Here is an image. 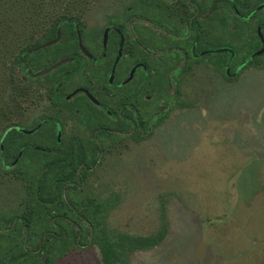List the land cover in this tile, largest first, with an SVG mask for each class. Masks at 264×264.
<instances>
[{
  "label": "rangeland",
  "instance_id": "1",
  "mask_svg": "<svg viewBox=\"0 0 264 264\" xmlns=\"http://www.w3.org/2000/svg\"><path fill=\"white\" fill-rule=\"evenodd\" d=\"M6 1L4 18L12 21L0 30L4 50L27 41L34 27L65 17L79 24L83 45L95 51L107 27L127 29L124 15L134 3L144 9L135 12L162 22L155 6L140 0H33L43 4L36 14L29 0ZM230 1L216 0L215 66L207 72L200 65L176 91L163 81L164 98L153 92L150 104L154 111L164 107V118L154 122L146 138L103 133L98 144L97 125L85 130L89 126L80 115H64L62 145L57 146L55 125L34 132L42 117L54 115L43 92L48 78L10 70L11 57L1 55L0 264L23 257L24 218L32 217L35 233L28 249L34 251L47 230L60 227L51 228L50 214L65 212L82 228L78 243L69 238L68 243L49 245L50 254H42L43 259L34 251L32 258L13 264H103L98 245L88 243L89 225L78 220L82 210L89 211L87 216L97 212L101 224L116 236L152 244L137 254L121 253L118 264H264V0H232L239 14ZM71 35L67 38L77 37ZM74 53L84 56L63 44L42 48L33 54L32 67L44 70ZM90 121L95 123L93 117ZM13 126L34 132L24 137L26 145L43 150L26 147L21 156L17 148L7 153L6 130ZM69 145L75 149L70 166L49 161ZM72 166L80 176L64 183L61 200L68 206L60 205L53 196L54 176L61 170L60 176L68 174ZM44 184L52 185L50 193L43 191ZM69 230L75 236L78 226ZM115 242L119 246L121 240ZM53 252L60 255L53 257Z\"/></svg>",
  "mask_w": 264,
  "mask_h": 264
},
{
  "label": "flooded vegetation",
  "instance_id": "2",
  "mask_svg": "<svg viewBox=\"0 0 264 264\" xmlns=\"http://www.w3.org/2000/svg\"><path fill=\"white\" fill-rule=\"evenodd\" d=\"M140 1L155 6L162 22L155 19L151 22L149 17L138 11L144 9H138L134 3L127 10L129 14L124 15L127 31L120 26L107 27L103 33L101 47L95 50L96 52L89 51L84 45L86 51L82 50L81 31L77 32L79 52L84 56L76 54L75 57H64L62 60H68L66 63L37 78V80L48 78L50 85L47 90L45 87L43 92L47 93L54 115L42 117L34 132L55 125L57 131L55 139L59 146V143H62L61 117L68 115L76 119L80 115L79 120L81 122L84 120V125L89 126L83 129L90 130L92 126H98L94 132V141L98 144L104 134L146 138L151 136L154 122L164 118V107L160 111H154V105L152 108L150 104L152 93L158 91L157 96L162 95L164 98L162 94L164 84L165 87L173 85L176 91L178 85H181L188 75H195L194 70L200 65L204 66L207 72L211 71L212 65L215 66L217 53L216 0ZM230 2L235 13L239 14L233 1ZM134 9H138V12ZM260 26L261 24L257 26V31ZM110 33L114 34L115 39ZM260 40L263 44V40L261 38ZM230 57L232 61L233 55ZM88 61L91 64H87ZM142 69L146 72H140ZM35 70L31 69L30 74L43 69ZM25 71L28 74L27 70ZM174 76L175 79H172ZM154 81L162 83L154 86ZM91 117L95 119L94 124L90 121ZM96 121L99 122L96 124ZM112 125L115 128H112ZM21 130L25 131L24 137L34 133L31 130ZM24 137L17 141L24 146L19 150V156L26 147L38 149L26 145ZM69 146L68 151H75L71 147L73 145ZM77 172L80 176V170ZM83 181L84 178H81L82 183Z\"/></svg>",
  "mask_w": 264,
  "mask_h": 264
},
{
  "label": "trees",
  "instance_id": "3",
  "mask_svg": "<svg viewBox=\"0 0 264 264\" xmlns=\"http://www.w3.org/2000/svg\"><path fill=\"white\" fill-rule=\"evenodd\" d=\"M8 3L9 2H7L6 0H0V12L3 13L2 19H0V30H1V27H3L4 25L5 26L10 25L11 24L10 21H12L11 19H9V21H8L7 17L4 18L5 11H6V4H8ZM29 3L30 4L28 6H30L29 9L32 12V14H36L37 7L43 5L42 2H38V4H37L33 0H29ZM15 8H17V7H15ZM31 19H33V17ZM29 24L31 25V22H29ZM34 25H35V23H34ZM80 30L81 29H80L79 24L73 22L72 20L66 19L65 17H59V18H56L52 21H47V22L41 24V26H36V28L34 27L30 31V34L28 36V40L26 41L24 39V41L22 43H18V42L15 43L12 50H10L9 48L7 50H4V48H5V42L4 41L5 40H3V37L0 35V59H1L2 54H3L2 55L3 59L5 57H8V56L11 57V60L9 62L10 70L16 71V70L21 69V70L25 71L26 69H33V67H32V65H33L32 64L33 54H36L40 50V49L39 50H36V49L38 47L44 45L47 42L55 40L58 36L59 31L61 32V40H59L60 42L56 45H62L63 44L66 49H69L71 51L72 50L73 51H79L77 37H75V38H67V37L72 36L71 33L76 34ZM38 32H39V34H37ZM66 40L72 41L71 44H67L65 42ZM45 48L47 49L48 47H45ZM71 56L75 57L76 53H74ZM21 129H23V128L13 126V127H9L6 130L7 135L9 134L8 140L5 142V151L7 153L10 152L12 149L14 150L16 148H17V152H19V150L24 147V146L20 145L19 142L17 143V141L20 138L24 137V135H25L24 134L25 131L21 130ZM55 138H57V136H55ZM59 145L61 146L62 143H59ZM42 150L43 149L39 150L38 152H40ZM35 151H37V150H35ZM73 151L74 150H69V151L68 150H65V151L61 150V151H59V149H58L57 154H54L52 156L50 155L51 157L49 156L51 158L49 161H55V163H57L58 166H61V167L68 166V165L70 166V163H72L70 160L73 159L74 154H73V156L70 157V159H69V156L72 155ZM78 156H79V154H78ZM79 161L84 162V159L81 158V159H79ZM83 170L84 171L89 170V166L84 165ZM61 172H63V170H61L59 173H57L54 176V179H55L54 182H56V185L53 186V193H54L53 196H55L59 200H61L63 198V197H61L62 196L61 193L63 191V188L67 187V186H63V185H65L64 183L69 179L73 180L74 179L73 177L78 175V173L76 171V166L75 167L72 166V169L69 170V173L66 175L60 176ZM45 183H47V182H45ZM44 185L42 187L43 191H48V192H49V190H50V192L52 191L51 190L52 185L51 186H49V185L44 186ZM67 204L68 203H67L66 199L64 201L61 200L60 205L68 206ZM63 211L65 212L64 209H63ZM76 213H77V211H76ZM86 213H89V211L82 210L81 214H79V216H77V217H78L79 222H82L84 225L87 222L86 223L87 227L89 225L91 231H89V233H88V235H90L88 243L98 245V247L100 248L103 264H118L119 257L121 255V253L123 255L137 254L143 248H147V247H150V245H152L151 243L143 244L142 242L138 241L137 238H132L126 234H123L121 236H116L114 232L109 231L106 227H104L101 224V222L98 220L99 214L97 215V212L91 216L90 215L87 216ZM50 215H51V218H50L51 228H53V229L58 228V224H60V227H59L58 231H55V232L51 231V230H47V232L41 237V244L36 246V248L34 249L35 252H40V257H41L40 259H43L42 254L45 255V253H46L48 255V253H49L48 246L51 244H54L57 246V244L60 242L68 243L69 238L73 239V241L78 243L79 237H80L81 232H82L81 226H79L75 223H72L68 214H66V212H65V214L64 213L63 214L56 213V214H53V215L50 214ZM65 220L68 221L67 223H69L70 226L72 225L73 228L78 226V231L75 233L76 237L74 236V234L70 233V231H71V230H69L70 226L67 227L65 225V222H66ZM16 221H17V217H13L11 224L14 226L18 225V224L15 225ZM22 222H23L22 226H23L24 232L22 233V236L20 237V239L22 242L21 256H23V257H20L19 259L12 261L11 264L16 263V262L19 263L22 258L26 259L27 257H31V258L33 257L34 251L28 249L29 248L28 246H30V240L33 237V233H35L32 217L29 216L27 218H24L22 220ZM100 227H103V229H101ZM94 228H96V229L99 228L97 233H95ZM10 229L14 230L12 228H10ZM11 230L7 231L6 233L10 234ZM114 235L116 237H114ZM111 239H114V240L111 241ZM116 240H121V243L119 244V246L116 244V242H115ZM52 255H53V257H57L60 254L55 255L53 252ZM44 258L47 259L46 256ZM43 263L47 264V260Z\"/></svg>",
  "mask_w": 264,
  "mask_h": 264
},
{
  "label": "water",
  "instance_id": "4",
  "mask_svg": "<svg viewBox=\"0 0 264 264\" xmlns=\"http://www.w3.org/2000/svg\"><path fill=\"white\" fill-rule=\"evenodd\" d=\"M61 39V32L59 31L58 32V36L55 40L53 41H50V42H47L45 43L44 45L38 47L36 50H39L41 48H45V47H49V46H52L54 44H56L57 42H59V40ZM80 47L82 48V50L86 51V49L84 48L83 44H82V41H81V37H80ZM68 60H62V61H59L57 62L56 64L52 65L51 67L47 68V69H44L42 71H39L35 74H33V76H38V75H44V74H47L49 73L50 71H52L53 69H56L57 67L61 66L62 64L66 63ZM28 73H31V71L28 69L27 70Z\"/></svg>",
  "mask_w": 264,
  "mask_h": 264
}]
</instances>
